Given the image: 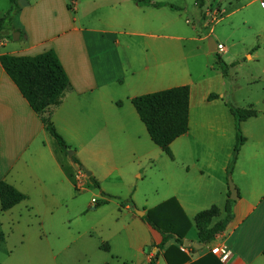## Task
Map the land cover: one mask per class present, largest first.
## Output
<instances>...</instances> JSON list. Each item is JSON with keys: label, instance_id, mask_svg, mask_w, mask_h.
Returning <instances> with one entry per match:
<instances>
[{"label": "crops", "instance_id": "obj_1", "mask_svg": "<svg viewBox=\"0 0 264 264\" xmlns=\"http://www.w3.org/2000/svg\"><path fill=\"white\" fill-rule=\"evenodd\" d=\"M69 1L18 0L21 10L13 17L12 27L21 39L17 46L0 43V56H35L50 50L56 54L69 86L60 103L47 112L73 156L98 183L106 204L109 197L119 194L116 192L131 188L128 171L141 178L143 159L153 163L158 156L156 169L167 179L169 193L161 203L170 199L177 203V211L191 223L186 240L201 244L194 225L196 215L214 207L220 216L213 223L225 218L226 171L236 143L229 106L258 113L240 124L245 143L230 178L238 200L222 235L209 247L201 244L199 250L177 246L171 240L157 251L154 246L160 244V236L134 210L141 208L146 214L158 205L146 208L130 200L134 206H118V214L128 219L138 235L145 233L148 240L140 245L138 239H130L127 247L131 244V249L145 257L143 264H148L156 252V264H167L164 254L169 249V264H192L209 255L212 258L208 264L214 260L220 264H264V0H227L228 13L215 0H202L205 3L201 10L210 3L219 8L215 23L228 19L226 41L230 47L217 43L223 46L222 53L199 50L205 57L218 55L220 70L214 72L213 67L205 66L206 73L196 82L185 74V69L169 66L170 57L166 55H171L170 47H141L121 40L163 39V35H154L155 31L144 32L145 23L140 24V20L165 18L167 5L156 8L141 7L131 0H76L71 11ZM221 63L229 66L226 74ZM230 71L244 74L242 84L231 80ZM180 86L190 89L189 130L170 144L169 158L151 142L131 100ZM239 91H245L244 99L236 96ZM210 95L216 99L209 101ZM66 165L65 156L45 130L41 116L31 110L0 64V182L25 196L9 211L30 203L35 195L46 210L54 212L63 202L60 197L69 196L75 189L94 188L90 177L75 170L71 175ZM220 245L229 248L226 263L210 253L211 248ZM173 246L179 253L171 249ZM147 247L152 252L144 255Z\"/></svg>", "mask_w": 264, "mask_h": 264}, {"label": "rangeland", "instance_id": "obj_2", "mask_svg": "<svg viewBox=\"0 0 264 264\" xmlns=\"http://www.w3.org/2000/svg\"><path fill=\"white\" fill-rule=\"evenodd\" d=\"M74 1L76 2L69 1L68 9L71 11ZM150 1L167 5L164 11L167 16L154 21L141 18L140 24L145 23L144 32L155 31L154 35H163V39L122 38L123 42L141 47H170L171 55H166L170 57L169 66L173 69H185V74H189L190 79L195 82L201 74L206 73L205 66L213 67L214 72L220 70L218 55L205 57L199 52L201 49H208L210 39L216 44L221 43L225 48L230 47L226 41L228 19L215 23L220 15L218 7L210 3L202 11V7L199 9L195 4L196 0ZM215 1L224 5L227 13L229 12L227 0ZM204 3L203 1V5ZM9 9V0H0V10L5 14ZM163 23L166 25L163 26ZM14 34L16 38L19 32L3 27L0 30V43L17 46L21 36L14 41ZM219 57V60H223L221 55ZM235 72L230 71L229 77L237 84H242L244 74L241 71ZM236 96L244 99L245 91H239ZM121 101L127 105L124 98ZM69 152L73 153L72 150ZM65 158L66 172L72 175L74 169L68 157ZM162 158L168 162L166 157ZM142 162L145 165L141 169V178H137L134 171H128V187L132 185L131 188L125 192H116L119 194L109 198L107 204L100 196L99 189L94 187L82 191L75 189L69 196L60 197L63 202L54 212L46 210L38 198L32 195L30 203L25 202L12 211L0 213V264H143L145 257L131 249V244L130 248L127 247L126 243L130 239H138L142 245L147 243L148 237L145 233L137 234L136 228L130 225L128 219L118 214V206L135 200L138 205L144 204L146 208L155 207L169 193L165 186L167 179L156 169V165L159 167V157L153 163L146 161V158ZM90 178L92 182L94 179ZM92 199L98 201L97 204L93 205ZM236 203L234 201L232 211ZM140 209L138 211L142 212ZM151 252L152 249L147 247L144 255Z\"/></svg>", "mask_w": 264, "mask_h": 264}, {"label": "trees", "instance_id": "obj_3", "mask_svg": "<svg viewBox=\"0 0 264 264\" xmlns=\"http://www.w3.org/2000/svg\"><path fill=\"white\" fill-rule=\"evenodd\" d=\"M132 1L141 7L154 6L159 8L165 6L164 4H153L150 0ZM9 2L10 9L4 15L0 16V30L6 27L10 31L18 32L13 29L12 22L13 17L21 9L18 0H9ZM202 3V0L195 1L199 9L202 7ZM169 8L174 9L173 6H169ZM0 64L6 75L26 100L31 110L41 116L45 130L54 139L59 151L67 157V153L71 151V148L57 133L51 121L50 114L47 112L51 107L57 106L60 103L64 92L69 86L67 75L56 54L52 50L35 56L5 54L0 56ZM220 66L223 74H226L229 66L223 63ZM189 98V87L180 86L138 96L131 100V104L139 116L140 121L145 126L151 142L160 148L169 158H172L169 149L170 144L185 135L189 130ZM212 99H216V96L210 95L208 100L210 101ZM229 110L235 121L236 143L227 166L226 173L228 179H230L232 174L240 148L245 143V139L240 133V124L258 115L254 110L240 109L232 106H229ZM72 161L81 167V164L74 156H72ZM92 183L95 188L99 189L96 181L92 180ZM229 195L230 192L228 189L224 208L225 218L223 220L213 223L220 216L219 210L214 207L200 212L194 218L199 243L208 245L226 230L232 220V205L234 204V201L229 199ZM109 198L111 199V197ZM24 200L25 196L22 193L9 186L6 182H0V213L9 211ZM127 203L134 206L131 201ZM141 220L160 236V244L154 246L157 251L163 249L166 243L171 240L177 246L184 247L183 244L191 230L190 221L181 211H177V203L173 199L167 200L146 212ZM171 249H175L176 253H179L175 246ZM167 252H165L164 258L167 264H169L166 256ZM262 256L264 257V249ZM210 258L212 257L209 255V257L207 256L192 264H208ZM157 260L158 253L156 252L150 258L148 264H156ZM213 264L220 263L214 260Z\"/></svg>", "mask_w": 264, "mask_h": 264}, {"label": "water", "instance_id": "obj_4", "mask_svg": "<svg viewBox=\"0 0 264 264\" xmlns=\"http://www.w3.org/2000/svg\"><path fill=\"white\" fill-rule=\"evenodd\" d=\"M18 37H19V34L16 35V38H15V34H14L13 35V40L14 41H17L18 40ZM216 49H217V44L213 40L210 39L209 42H208V51L210 53H215L216 52ZM72 156H73V153L72 152H68L67 153V157H68L69 162H70L71 166L73 167V169L75 171L80 170L86 177H90L91 176V173L88 172V171H86L83 167H78L72 161ZM228 189H229V192H230L229 199L231 201H237L238 200L237 190H236L235 186L233 185V183H232V181L230 179H228ZM134 212L140 218H143L144 215H145L144 212H139L137 209H135ZM183 246L185 248H193V249H196V250H199V249H201L203 247L201 244H198L197 242H191V241H188V240H186L184 242Z\"/></svg>", "mask_w": 264, "mask_h": 264}, {"label": "built area", "instance_id": "obj_5", "mask_svg": "<svg viewBox=\"0 0 264 264\" xmlns=\"http://www.w3.org/2000/svg\"><path fill=\"white\" fill-rule=\"evenodd\" d=\"M217 53H222L223 52V46L222 45H217V49H216ZM92 204H97L95 200L92 201ZM210 253L217 257V259H219L220 262L226 263L229 255H230V251L229 248L226 245H220V246H216L210 249Z\"/></svg>", "mask_w": 264, "mask_h": 264}]
</instances>
